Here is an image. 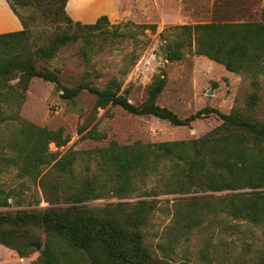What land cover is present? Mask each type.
<instances>
[{"label":"rangeland","instance_id":"374dc122","mask_svg":"<svg viewBox=\"0 0 264 264\" xmlns=\"http://www.w3.org/2000/svg\"><path fill=\"white\" fill-rule=\"evenodd\" d=\"M9 1L22 22L25 37L17 49H5L0 45V52L5 49L2 56L31 57L35 68L55 74L60 86L32 78L26 91L15 88L17 79L7 81L0 89L6 95L0 103V213L64 207L52 203L41 185L51 166L32 164L25 170V156L9 148V138L17 133L22 122L49 130H63L69 137L68 143L62 147L53 143L48 146L49 153L56 155L55 160L68 152H88L83 155L84 159L78 158L77 172H84L85 165L91 172L95 171L94 149L106 148L112 142L129 146L135 142L197 140L221 124L216 114L211 113L195 120L189 127H173L152 116L128 114L110 104L104 108L96 107V96L86 90H81L72 99L63 98L61 87L75 89L89 83L103 90L114 79L119 85L117 95L137 106L146 99L151 84L164 75L166 85L156 103L180 118L205 109L222 114L236 110L264 122L263 75L258 77L255 89L246 76L230 73L222 65L196 55L194 45L190 47L185 42L183 58L177 62L165 60L163 52L167 42L182 37L176 27L260 22L264 0H125L118 15L106 17L108 25L104 30L113 32L118 27V33L131 35L134 39L120 38L114 43L96 38L95 33L89 36L86 30L75 27L72 20L68 23L56 4L31 0L27 6H21ZM63 35L75 36L76 40H67L49 59L35 56L38 49L47 47L57 36ZM86 38L89 45L84 41ZM9 87L14 88L11 93ZM252 94L259 99L254 107L249 106ZM90 131L99 138L85 137ZM159 179L149 178L132 196L118 198L105 194L83 206L93 209L117 204L129 206L137 201L155 199L158 201L156 210L143 229L144 245L154 258L169 264H256L264 251V226L209 215L182 237L177 235L175 238L174 232L170 234L178 205L185 206L190 199L199 197L217 199L227 192L170 193L161 186ZM5 198L7 202H4ZM29 230L44 244L46 237L41 229ZM38 257L39 252H34L20 258L0 245V264H35Z\"/></svg>","mask_w":264,"mask_h":264},{"label":"trees","instance_id":"16d2710c","mask_svg":"<svg viewBox=\"0 0 264 264\" xmlns=\"http://www.w3.org/2000/svg\"><path fill=\"white\" fill-rule=\"evenodd\" d=\"M6 1L15 12L10 1ZM13 1L21 6L31 2ZM34 1L56 4L66 16L65 20L72 23L65 12L69 0ZM106 25L108 20L105 16L98 18L94 24L74 23L75 27L86 30L89 36L95 33L96 38L105 42L133 38L118 33V27L113 32L104 30ZM175 29L182 37L165 44V60H182L186 42L187 46L194 45L196 55L222 65L230 73L246 76L255 89L258 87V77L264 76V5L260 22L205 23ZM24 37V30L2 34L0 45H4L5 49H17L24 43ZM69 39L76 40V37L57 36L47 47L38 49L35 56L49 59ZM84 41L90 44L88 38ZM2 52L0 89L7 81L17 79L15 88L26 91L32 78L60 86L57 76L37 70L31 57L18 54L3 57ZM131 58L135 56L131 55ZM165 85L166 79L162 75L151 84L146 99L137 106L117 95L119 85L114 79L103 90L89 83L80 84L75 89L61 87V90L62 97L66 99H72L81 90H86L96 96V107L104 108L110 104L128 114L152 116L173 127H189L195 120L211 113L216 114L221 124L197 140L135 142L129 146L112 142L106 148L94 149L95 171L91 172L89 166L85 165L84 172H77L78 158L84 159L83 155L88 152H68L55 160L56 155L49 153L48 146L53 143L56 147H62L68 143L69 137L64 135L63 130H49L22 122L17 133L9 138V148L25 156V170L32 164L36 167L51 166L43 176L41 185L52 203L64 207L16 214L0 213V245L20 258L39 252L35 264H169L154 258L143 242V229L148 226L158 201L142 200L129 206L117 204L95 209L83 206L105 194L118 198L132 196L152 177H159L161 186L170 193L227 192L217 199L199 197L190 199L185 206L178 205L170 231V234L174 232L175 238L197 228L202 219L209 215L264 226V122L236 110L222 114L217 110L205 109L180 118L156 103ZM9 89L11 93L14 88ZM5 98L6 95L0 90V103ZM258 100L257 95L252 94L249 106L254 107ZM85 137L99 138L93 131ZM12 164H15L13 160ZM4 202H7V198ZM30 228L44 232V244L31 235ZM256 264H264V251Z\"/></svg>","mask_w":264,"mask_h":264},{"label":"crops","instance_id":"0c3cea01","mask_svg":"<svg viewBox=\"0 0 264 264\" xmlns=\"http://www.w3.org/2000/svg\"><path fill=\"white\" fill-rule=\"evenodd\" d=\"M125 0H69L65 12L75 23L94 24L98 18L115 17ZM23 30L21 20L6 0H0V35Z\"/></svg>","mask_w":264,"mask_h":264},{"label":"water","instance_id":"95a60500","mask_svg":"<svg viewBox=\"0 0 264 264\" xmlns=\"http://www.w3.org/2000/svg\"><path fill=\"white\" fill-rule=\"evenodd\" d=\"M43 250H44V248L41 249V251H43Z\"/></svg>","mask_w":264,"mask_h":264}]
</instances>
